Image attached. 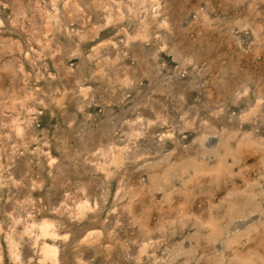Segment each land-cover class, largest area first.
I'll list each match as a JSON object with an SVG mask.
<instances>
[{
  "label": "rangeland",
  "instance_id": "1",
  "mask_svg": "<svg viewBox=\"0 0 264 264\" xmlns=\"http://www.w3.org/2000/svg\"><path fill=\"white\" fill-rule=\"evenodd\" d=\"M0 264H264V0H0Z\"/></svg>",
  "mask_w": 264,
  "mask_h": 264
},
{
  "label": "bare ground",
  "instance_id": "2",
  "mask_svg": "<svg viewBox=\"0 0 264 264\" xmlns=\"http://www.w3.org/2000/svg\"><path fill=\"white\" fill-rule=\"evenodd\" d=\"M84 202H85V200H84ZM34 226H35V224H34ZM38 230H39L38 235L43 238V240L41 241V243L39 245V249H38L39 250V253H40V256H41V258H39V260L41 262H44L45 260H51L53 262L55 260V258H56V253L58 252L57 251V248H56V246L53 243L50 244V243H47L44 240L47 236H49L50 234H52L50 222H48V221L41 222L39 224V226H38ZM26 232H27V230H26ZM90 232H89V234H90ZM12 244H14V243H12Z\"/></svg>",
  "mask_w": 264,
  "mask_h": 264
}]
</instances>
